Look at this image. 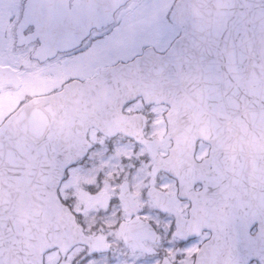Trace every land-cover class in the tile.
Here are the masks:
<instances>
[{"label": "flooded vegetation", "instance_id": "flooded-vegetation-1", "mask_svg": "<svg viewBox=\"0 0 264 264\" xmlns=\"http://www.w3.org/2000/svg\"><path fill=\"white\" fill-rule=\"evenodd\" d=\"M26 1L9 0L8 6L15 17L12 18L13 27H11L14 47L11 50L7 66L16 71L21 84L26 78L30 80L31 85L28 88L31 89V92L25 91L29 98L35 97V95L46 96L63 90L67 84L85 83L100 77L99 86L96 87L93 98L104 108L117 106L121 104L124 95L115 92L114 88H122V82L126 77L125 73L118 72L119 68L116 67L134 62L144 52L164 54L174 40L179 37L181 31L170 21L168 15L177 0H169L162 11L153 9V0H129L118 7L112 16L113 19L108 24L89 29L85 26L75 25L71 26L72 31L69 32L65 31V27H54L53 31H56L54 36H43V38L30 40L29 35L32 33L33 26L24 27L21 31L17 30L21 10ZM71 3L72 0L69 1V7ZM52 41L57 42V46L55 54L49 56L46 49H50L53 45ZM251 61L261 63L263 60L251 59ZM230 63L231 61L226 62L223 58L203 62L202 65L207 68L203 75L204 83L195 88L196 93L192 88L190 94L192 109L189 114L192 115L191 130L194 146L191 156L194 169L190 178L197 181L194 188L200 193H209L203 186L208 183L217 185L219 179L225 176L237 177L238 181L243 179L244 190L249 191L247 197H251L252 189L258 191L262 199L261 205L264 213V79L252 78V76L258 75L256 70L240 72L238 69L239 72H237L234 66L233 68L229 67ZM232 64L234 65L235 62ZM112 68H114V72H111ZM104 71L109 72L102 76ZM233 75H238L240 78L232 82L228 77ZM143 78L149 79L151 76L143 75L138 79ZM233 88L241 91L244 114L242 122L231 130V119L228 118L230 110H228L227 100L224 99V102L221 96L226 97L227 92H231ZM75 90V88L71 89V91ZM74 99L76 96L70 95V100ZM240 108L239 104L233 110L240 111ZM168 109L167 104L145 102L143 98L138 97L133 101L125 102L121 114L140 113L146 116L144 135L149 138H159L161 143L158 152L163 157L164 163L178 167L180 170L181 166L189 164V148L179 147L175 153H170L172 141L166 139L165 135L168 126L166 122ZM87 138L92 145V151L88 154L92 161L87 160L88 163L85 161L82 164L81 167L88 166L80 170L83 172L82 174L71 175L72 183H74L73 188L76 194L87 196L94 210L93 213L87 214L88 223L93 224L100 220L107 226L88 230L86 226H83L81 215L72 209L70 203L68 205L84 234L92 236L100 233L108 244V251L90 255L86 247L77 245L74 247L75 249L67 252L64 256L59 250H53L46 254L43 260L44 264H93V262L96 264L98 258L105 259L114 249L110 245L111 240L107 233L112 230L114 234L121 237L118 231V224L121 222H132L135 224L132 229H136L139 225L135 221L145 220L152 224L158 234L157 227L152 223V220L145 218L150 210L155 214L158 212L148 198L149 185L147 186L146 178L151 160L144 147L120 136H115L113 139L105 138L95 129H91ZM119 141H122L124 145H120ZM110 148L118 152L117 159L123 154V161L119 165L125 160L128 162L122 167L118 164L110 166L101 163V159L107 157ZM139 148L144 151L139 154V158L145 161L141 182L138 180L134 168L136 158L131 154L136 153ZM88 156L87 158H89ZM109 159L116 161L112 157ZM160 174L165 180L163 191L172 201L171 209L174 208L181 217L187 218L190 202L180 198L177 180L173 178L171 172ZM71 176L67 175L69 181ZM132 177H135L141 186L136 184ZM82 183L83 190H76V186ZM213 188L210 193L216 196L211 199L203 196L202 202L205 205L220 203L221 199L217 195L224 189ZM101 197H104L102 203ZM146 203H148L147 206H145ZM161 214L166 216L170 222L169 231L175 244L170 254V257L173 256V258L169 259L174 264H193L196 251L210 236V232L204 231L194 239L177 240L173 233L176 228L175 216L162 212ZM249 230L251 237L257 234L256 225ZM140 244L145 248L142 247V251L135 252L133 246L122 243L125 246L126 251L124 252L127 253L125 255L127 258L129 255L137 257L130 260L128 264H142L141 256H144L145 259L146 257L154 258L152 264H160L162 258L166 256L165 252L155 251L154 248H157L158 244H150L148 241H142ZM192 244H194L193 250ZM119 246L122 250L123 246ZM53 253L55 255L53 261L48 260V256ZM145 262L147 263V260ZM112 263L116 264L117 259L112 258L109 264ZM252 264H258V262Z\"/></svg>", "mask_w": 264, "mask_h": 264}, {"label": "water", "instance_id": "water-1", "mask_svg": "<svg viewBox=\"0 0 264 264\" xmlns=\"http://www.w3.org/2000/svg\"><path fill=\"white\" fill-rule=\"evenodd\" d=\"M66 1L28 0L22 20L38 29L43 28L39 24L47 25L56 19L65 20L67 25L82 23L94 26L108 20L118 4L125 0H102L99 5L86 3L91 0H78L72 7L78 10L75 14H56L66 9L60 6ZM224 2V10L228 12L227 19L220 22L221 29H224L221 31L224 51L233 49L234 56L239 60L251 56L264 57V0ZM214 6L216 0H181L174 13H212ZM76 19L82 21L76 22ZM228 26L236 27V31L225 33ZM246 26L250 29L246 30ZM186 38L187 35L164 56L161 64L170 67L162 73H176V82L167 77V82L160 88L169 95L180 96L178 105L181 104V111H185L181 118L187 120L186 75L191 70L189 64L200 61V57L199 49L184 51ZM225 38L228 43H225ZM211 49L206 52L208 59L213 58ZM5 75V69H1L0 84ZM133 90L130 88L129 92ZM231 94L227 96L228 107L235 108V92ZM55 98H35L0 126V264H42V255L49 249L60 247L69 250L76 243H87L92 251L104 250L98 243L100 237L94 241L81 237L74 218L60 204L56 190L64 170L87 152L89 144L85 135L89 127H97L108 136H112L115 130L110 125H99L92 109L81 105L79 109H67L60 98ZM168 102L171 106L175 104L171 100ZM140 125V128L136 127L128 133L127 127L117 125L116 131L142 141L148 148L152 145L144 141L141 136L143 124ZM129 126L134 127V124ZM232 225L224 240L231 243H227L223 250L205 245L196 264H225L223 262L228 260L233 264H249L250 259L255 257L258 261L262 260V255L254 254L250 241L245 237L243 221L238 220ZM236 226L240 229L237 230ZM145 234L151 235L148 232Z\"/></svg>", "mask_w": 264, "mask_h": 264}, {"label": "rangeland", "instance_id": "rangeland-1", "mask_svg": "<svg viewBox=\"0 0 264 264\" xmlns=\"http://www.w3.org/2000/svg\"><path fill=\"white\" fill-rule=\"evenodd\" d=\"M168 1L169 0H153V5H154L153 9L156 11H162V9H164L165 6L167 5L166 3ZM8 4H9V0H0V67L3 65L4 66L8 65L11 50L14 47V44L12 43L13 33L11 32L12 31L11 27H13L12 18L15 17V15L12 14V11H10V6H8ZM30 85H31L30 80L26 78L24 82L21 84L20 86L21 88H19L18 90L11 89V88L0 89V124L3 122V119L5 118V116L8 113L12 112V110H14V107H16L20 103L19 100L21 99L22 94H25L26 93L25 91L31 92V89L28 88ZM120 145L123 146L124 143L120 142ZM143 152L144 151L141 148H139L136 153L133 152L131 154H133L136 160H138L139 154ZM117 154L118 152L116 150H113L112 148H110V151L107 153V157H104L103 159H101L102 160L101 163L113 165V161L109 159V157H112L116 159V161H114V165L116 164L119 165V163L123 161L122 159L123 154H121L118 159H117ZM97 158H98V155H97ZM88 161L90 162L92 160L89 159ZM88 161L86 163H88ZM127 162L128 160H125L119 166L122 167ZM144 163H143V160L141 161L138 160V163L134 167L136 169L135 171L137 172V178L140 182H141V178L143 177V173H144ZM87 167L88 166L77 167L76 170L74 171L72 170V173H70L68 177H70L72 174L74 175L79 174V173L82 174L83 172H80L79 169L81 168L83 169ZM132 180H134L136 184L141 186L137 182V180H135V177H132ZM146 180H147V186L151 183L155 184L154 183L155 180L153 179V177H150L149 172L147 173ZM72 181H73V177L71 176L70 181L68 178H66V180L63 182L64 183L63 186L58 191V195L60 196V198L70 203V205L72 206V209H74L81 215L83 226H86L88 230H95V228H98L99 226L106 227L107 224H105V222H102L100 220L93 224L88 223L87 220L89 217L87 214L93 213L94 210L92 209L89 199L87 198L86 195L83 194L82 196H80V194L75 193L74 188H73L74 183H72ZM164 183H165V180L163 178H159L156 180L155 185H157L158 187L160 186L161 188H164ZM76 190L78 191L83 190V183L76 186ZM147 205L148 203L145 204V206ZM150 212L146 215V217L145 216L144 217L148 218V220L150 218L152 220V223L156 225L158 234L160 235V239H161V242L158 244V246H156L157 248H154V249L155 251L159 250V252L161 253L165 252V254L169 255L170 257L171 256L170 254L173 251V246L175 245L174 241L171 238V233L169 231L170 222L164 215L155 214L153 212L150 213ZM107 235L110 236V240H111L110 245L114 247V249H112L111 253L105 259L102 260L101 258H98L96 261V264H109V261L112 258L117 259L116 264H128L130 260H132L133 258H137L133 255H129V258L125 256L127 255V253L124 252L126 251V249H125V246L122 245L121 237L119 235L117 236L116 234H114L112 230L111 232L107 233ZM119 245L123 246L122 250H120ZM193 249H194V244H192V250ZM152 251H153V248H152ZM128 253H131V251H128ZM54 256H55L54 253L49 255L48 260L53 261L52 259ZM170 258L172 259L173 256ZM145 260H147V263L145 262ZM140 262H142V264H152L154 262V258L146 257L145 259L144 256H141ZM93 264H95V262H93Z\"/></svg>", "mask_w": 264, "mask_h": 264}, {"label": "bare ground", "instance_id": "bare-ground-1", "mask_svg": "<svg viewBox=\"0 0 264 264\" xmlns=\"http://www.w3.org/2000/svg\"><path fill=\"white\" fill-rule=\"evenodd\" d=\"M229 80H231L232 82L236 81L237 79H239L240 77L238 75H233V76H230L228 77ZM182 96V95H181ZM176 98L177 97H180L178 94L175 96Z\"/></svg>", "mask_w": 264, "mask_h": 264}]
</instances>
